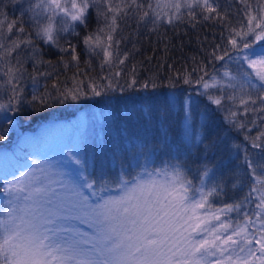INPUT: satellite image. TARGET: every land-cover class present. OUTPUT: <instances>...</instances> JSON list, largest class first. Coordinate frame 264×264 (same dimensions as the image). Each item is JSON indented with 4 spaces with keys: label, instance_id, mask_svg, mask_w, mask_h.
<instances>
[{
    "label": "snow or ice",
    "instance_id": "snow-or-ice-1",
    "mask_svg": "<svg viewBox=\"0 0 264 264\" xmlns=\"http://www.w3.org/2000/svg\"><path fill=\"white\" fill-rule=\"evenodd\" d=\"M205 23L220 31L197 33L203 55L168 63L181 26ZM144 29L159 47L137 61ZM95 98L0 166V264H264V0H0V142L25 108Z\"/></svg>",
    "mask_w": 264,
    "mask_h": 264
},
{
    "label": "trees",
    "instance_id": "trees-1",
    "mask_svg": "<svg viewBox=\"0 0 264 264\" xmlns=\"http://www.w3.org/2000/svg\"><path fill=\"white\" fill-rule=\"evenodd\" d=\"M7 11L10 16L12 15H19L18 10L14 9L12 5H9L7 8ZM95 25V14L93 13L90 29L94 28ZM79 30V29H78ZM161 32L167 31L169 36H173V32L171 29H169L167 26H164L160 29ZM181 34L184 32H188V36H183L182 38L185 41L183 45V49L180 50V48L173 49L169 53V60L168 63H175V67L177 69L182 68L183 65L187 64L189 67L191 66L190 63V57L193 55L196 56H202L203 53L199 50V45L196 42V36L197 33L200 35H207L209 39L213 38V31L218 33L220 29L218 27H214L210 24H202L200 25L196 30H193L189 28L187 25H183L180 28ZM140 39L142 41V44L139 45L140 51L136 54L135 59L137 61L143 60L146 56L153 55V49L157 48L158 45L155 43V36H148L147 29L142 30ZM216 39L218 40L219 37L217 35ZM75 42V41H73ZM174 43L179 44V40L175 39L174 37ZM127 47H131V43L127 45ZM51 52H55V49H52ZM162 56V52L157 50L155 52V57L159 59ZM46 59H55V56L51 54H46ZM156 59H153L151 61L152 65L156 64ZM145 68L149 67V64L147 61H145ZM209 70H211V65L209 66ZM29 71H31V66L29 65ZM62 71V70H61ZM167 71V70H165ZM148 72H143L142 77L144 75H148ZM70 75V73H69ZM44 82L41 81V84ZM50 83V82H49ZM180 89H182L187 94H190L193 101L197 104L198 108H203L204 104L206 103L202 97L197 95L198 89L196 86H188V85H178ZM25 91L26 96L30 98L32 94V84L30 81H27L25 83ZM106 105V101L101 98H95L88 101H82L78 104H69L67 106L63 107H57L45 112H42L40 114H34L30 113L27 108H25L24 113L19 114L17 119L19 122V126L14 130L13 135L10 140L6 142H0V162H4V164L12 165L13 163L17 162H24L23 158L25 154L28 152H32L33 148L29 146H22L20 145V139L22 136H34L37 135L40 130L44 127H46L51 122H69L79 114H86L91 113L90 111L92 109H96L98 111H101L104 109ZM255 135V131L252 133ZM26 147H28L30 150H26ZM26 150V151H25ZM7 154L8 157L11 159H5V155ZM24 155V156H23ZM15 161V162H14ZM160 162L159 158H157V165ZM247 189L244 191H233L229 193V199L227 202H232L233 200H238L243 197V195L246 193ZM219 203V201H217Z\"/></svg>",
    "mask_w": 264,
    "mask_h": 264
},
{
    "label": "rangeland",
    "instance_id": "rangeland-1",
    "mask_svg": "<svg viewBox=\"0 0 264 264\" xmlns=\"http://www.w3.org/2000/svg\"><path fill=\"white\" fill-rule=\"evenodd\" d=\"M105 107V106H104ZM102 110H104V109H102ZM101 110V111H102ZM101 111H98V110H94V109H92L90 112L91 113H87V114H89V115H91V114H93V113H96V114H98V113H100ZM84 115V113H82V114H79V115H77L76 117H75V119H73V120H71V121H69V122H63L64 124H68V125H71V124H74L75 122H76V120L78 119V118H80V117H82ZM89 135H90V138L92 139V140H99V138H101V137H103V141H104V143L105 144H108L109 142H110V139H111V137L112 136H114L115 135V132L114 131H110L107 127H104V126H101V124H99V123H93L92 124V126L90 127V129H89ZM69 137H74V133H73V131L71 130V128H69L65 133H64V138L65 139H67V138H69ZM26 150H30L28 147H26ZM25 150V151H26ZM31 151H34V149L33 150H31ZM24 156V155H23ZM25 156H26V154H25ZM24 156V157H25ZM23 160H24V158H23ZM15 162V161H14ZM30 163V162H29ZM12 164H15V163H13L12 162ZM159 164V163H158ZM4 165H8V164H4V162H0V166H4ZM10 166V165H9Z\"/></svg>",
    "mask_w": 264,
    "mask_h": 264
}]
</instances>
